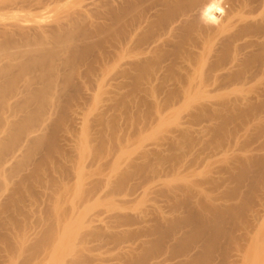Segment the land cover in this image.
Masks as SVG:
<instances>
[{"label":"rangeland","instance_id":"374dc122","mask_svg":"<svg viewBox=\"0 0 264 264\" xmlns=\"http://www.w3.org/2000/svg\"><path fill=\"white\" fill-rule=\"evenodd\" d=\"M113 1L0 0V264H264V98H120Z\"/></svg>","mask_w":264,"mask_h":264},{"label":"bare ground","instance_id":"6f19581e","mask_svg":"<svg viewBox=\"0 0 264 264\" xmlns=\"http://www.w3.org/2000/svg\"><path fill=\"white\" fill-rule=\"evenodd\" d=\"M112 6L114 84L120 98L126 88L130 89V97L125 94L128 98L139 100L222 98L233 94L235 99L264 98V0H114ZM202 13L208 23L201 19ZM62 40L70 41L68 37ZM84 44L79 45V51L87 57L93 47ZM55 55L54 50L40 49L31 61L54 71ZM30 63L20 65L18 75L13 73L14 63L1 70L2 75L9 76L8 87L16 88L21 73L32 67ZM237 86L247 89H235ZM25 88L24 99L38 101L40 106L34 111L28 109L25 119L16 124L17 140L23 134L44 129L37 123L44 116L42 109L49 105L48 90ZM39 144L36 142L35 148ZM4 145L0 148V165L16 151ZM205 231H211L213 242L217 241L219 231L211 221L199 225L198 235ZM40 246L37 242L33 247Z\"/></svg>","mask_w":264,"mask_h":264},{"label":"clouds","instance_id":"9594fccd","mask_svg":"<svg viewBox=\"0 0 264 264\" xmlns=\"http://www.w3.org/2000/svg\"><path fill=\"white\" fill-rule=\"evenodd\" d=\"M201 19L205 22L208 23L209 21L207 20L206 16L202 13Z\"/></svg>","mask_w":264,"mask_h":264}]
</instances>
